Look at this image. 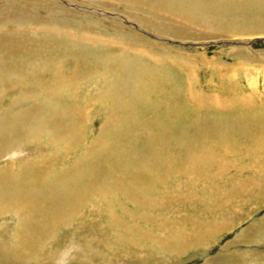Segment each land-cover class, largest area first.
Masks as SVG:
<instances>
[{
    "label": "rangeland",
    "instance_id": "rangeland-1",
    "mask_svg": "<svg viewBox=\"0 0 264 264\" xmlns=\"http://www.w3.org/2000/svg\"><path fill=\"white\" fill-rule=\"evenodd\" d=\"M131 2L0 0V19L21 15L42 21L0 23V36L13 50L0 52V180L23 189L43 185L42 194L64 182L79 191L72 208L52 215L46 232L27 248L18 229L21 215L25 219L31 210L23 201L5 204L0 198V262L19 257L14 264H206L232 255L230 264H264V150H253L247 139L231 149L202 139H217L222 122L245 117L255 123L254 116H264V34L248 35L239 40L244 52H231L228 39L216 38L222 33L194 39L166 34L156 25L160 11ZM51 23L74 32L67 39L53 34L57 27ZM242 61L251 65L243 68ZM35 66L45 73L33 72ZM226 68L238 69L234 91L220 82V69ZM134 70L154 87L138 90L130 76ZM190 76L195 98L186 92ZM253 76L258 83L249 87ZM214 96L239 98L228 110L212 102ZM178 138L184 145L177 146ZM202 150L218 163L202 161Z\"/></svg>",
    "mask_w": 264,
    "mask_h": 264
},
{
    "label": "bare ground",
    "instance_id": "bare-ground-1",
    "mask_svg": "<svg viewBox=\"0 0 264 264\" xmlns=\"http://www.w3.org/2000/svg\"><path fill=\"white\" fill-rule=\"evenodd\" d=\"M126 3H133L131 2L132 0H124ZM137 3V5L139 4H143V6L147 7L150 11H152L151 13H154V14H157V12H154V11H160V13H158V20H159V23L156 24L157 25V28L160 29L162 32H165L166 34H169V35H174V36H177V37H182L184 39H194L196 36L198 35H203L204 37L207 36V35H210V34H213V33H222L223 35L225 36H220V37H216V38H222V39H228L229 40V44L232 45V47L229 48V51H235L237 53H240L241 52H244V49H242L241 47V43L239 42V40H242L245 39L248 35L249 36H253V35H257V34H264V0H135ZM117 2V1H116ZM121 2V1H119ZM45 4V3H44ZM45 8V7H44ZM56 13V12H55ZM109 13V12H108ZM149 14V13H148ZM227 18H225V16H227ZM15 16V15H14ZM112 16V15H111ZM155 18H156V15H153ZM237 16V20H234L233 17ZM1 17V16H0ZM29 16H21V15H18V16H15V17H3L0 19V23H9L11 22L12 24L13 23H18L19 25L23 23H29V24H34V23H38V22H42L40 21V19H36L34 17H31L28 18ZM86 17V16H85ZM102 17V16H101ZM95 18V17H94ZM154 19V18H153ZM53 21V20H52ZM63 22V21H62ZM44 23V22H43ZM49 23V22H48ZM93 23V22H92ZM153 23V22H152ZM74 24V22H73ZM18 25V26H19ZM45 25V24H44ZM47 25V24H46ZM52 27H57V26H60L62 25L61 23L60 24H54V23H51V24H48V26H51ZM69 25V23H68ZM155 25V26H156ZM71 26V25H70ZM151 26V25H150ZM65 27V26H64ZM75 27V26H74ZM50 28V27H49ZM73 28V27H72ZM70 29V27H69ZM68 29V30H69ZM85 29V28H84ZM95 29V28H94ZM88 30V29H87ZM40 31V30H39ZM51 31L53 32V34H57V32H60V34L66 36V39L71 37L72 36V32H74L73 30H71L70 32L69 31H65V29H58L57 28H53L51 29ZM82 31V30H81ZM84 33V32H83ZM50 34V33H49ZM115 34V33H114ZM20 35V34H19ZM71 35V36H70ZM84 35V34H83ZM91 35V34H90ZM89 35V36H90ZM73 36H76L75 33H73ZM248 36V37H249ZM264 36V35H263ZM79 37V36H78ZM88 37V36H86ZM104 37V36H103ZM61 38V37H60ZM110 38V37H109ZM210 38V37H208ZM215 38V39H216ZM62 39V38H61ZM96 39V38H95ZM105 39V38H103ZM111 39V38H110ZM113 39H116L115 36ZM112 39V40H113ZM125 39V38H124ZM19 40V39H18ZM28 40V39H27ZM59 40V39H58ZM57 40V41H58ZM71 40V39H70ZM99 40V39H98ZM169 40V39H168ZM235 42H232L234 41ZM48 41V40H47ZM60 41V40H59ZM66 41V40H65ZM109 41V40H108ZM9 41L6 40V39H3L2 36H0V52H4V51H8L10 53V49L8 46H9ZM46 42V41H45ZM67 42V41H66ZM103 42V41H102ZM135 42V41H134ZM59 43V42H58ZM68 43V42H67ZM141 43V42H140ZM232 43V44H231ZM233 43L235 45H233ZM13 44V43H12ZM24 44V43H23ZM35 44V43H34ZM46 43H44V46ZM49 44V43H47ZM18 45L21 46V43L20 42H15L13 44L14 47H18ZM30 45V44H28ZM55 45V44H54ZM65 45V44H64ZM68 45V44H67ZM65 46V47H69L70 46ZM72 46V45H71ZM104 46V45H103ZM160 46V45H159ZM53 46L51 45V48ZM158 47V46H157ZM241 47V48H240ZM59 48V47H58ZM146 48V47H145ZM176 48V47H175ZM24 49V48H23ZM37 49V48H36ZM39 49V48H38ZM55 49V48H54ZM64 49V48H63ZM144 49V48H143ZM150 49V48H149ZM161 49V48H160ZM15 50V49H14ZM148 50V49H147ZM173 50V49H172ZM171 50V51H172ZM13 51V50H12ZM17 51V50H16ZM143 51V50H142ZM155 51V50H154ZM160 51V50H159ZM166 51V50H165ZM174 51V50H173ZM72 52V51H71ZM138 52V50H137ZM136 52V53H137ZM157 52V51H156ZM264 52V51H263ZM12 53V52H11ZM45 52H43L44 54ZM67 53V52H66ZM64 53V54H66ZM97 53V52H96ZM146 53V52H145ZM154 53V52H153ZM158 53V52H157ZM176 53V52H175ZM259 53V52H258ZM20 54V53H19ZM51 54V53H49ZM70 54V53H69ZM77 54V53H76ZM142 54V52H141ZM147 54H148V51H147ZM249 54V53H248ZM262 54V53H261ZM41 55V53H40ZM45 55H47V52L45 53ZM45 55L43 56V58L45 57ZM79 55V54H78ZM170 55V54H169ZM236 55V54H235ZM234 55V56H235ZM247 55V54H246ZM67 56V55H66ZM98 56V55H96ZM158 56V55H157ZM154 57L155 61L157 62L159 59V57ZM175 56V55H174ZM233 56V54H232ZM238 56V55H237ZM243 56V55H242ZM22 57V56H21ZM25 57V56H23ZM31 57V56H30ZM36 57V56H35ZM49 57V56H48ZM54 57V56H53ZM52 57V58H53ZM143 57V56H142ZM245 57V56H244ZM247 58H252L251 56H246ZM7 58V57H6ZM47 58V57H46ZM55 58V57H54ZM85 58V57H84ZM161 58V57H160ZM176 58V57H175ZM239 58V57H238ZM264 58V56H263ZM8 59V58H7ZM10 59V58H9ZM38 59V58H37ZM36 59V60H37ZM76 59L77 56H76ZM93 59V58H92ZM173 59V58H171ZM246 59V58H245ZM42 60V59H41ZM50 60V59H49ZM63 60V59H62ZM95 60V59H94ZM103 60V59H102ZM152 60V59H151ZM179 60V59H177ZM207 60V58H206ZM243 60V59H242ZM251 60V59H250ZM249 60V61H250ZM105 61V60H104ZM163 61V60H162ZM200 61H203V60H200ZM214 61V60H213ZM248 61V59H247ZM247 61H242V66L243 68L245 66H249L251 65L250 62H247ZM52 62V61H51ZM60 62V61H59ZM91 62V60H90ZM103 62V61H102ZM150 62V61H149ZM152 62V61H151ZM217 62V61H216ZM240 62V61H239ZM259 62V61H258ZM262 62V61H261ZM38 63V61H37ZM53 63V62H52ZM106 63V62H105ZM104 63V64H105ZM155 63V62H154ZM182 63V62H181ZM184 63V62H183ZM182 63V64H183ZM213 63V62H212ZM253 63V62H251ZM40 64V63H39ZM42 64V63H41ZM40 64V65H41ZM56 64V62H55ZM58 64V63H57ZM64 64V63H63ZM262 64V63H261ZM5 65V64H4ZM51 65V64H49ZM107 65V63H106ZM156 65V64H155ZM159 65V64H158ZM211 65V64H210ZM30 66V65H29ZM114 66V65H113ZM181 66V64L179 65ZM216 66V65H215ZM241 66V64H240ZM256 67H253V68H258L260 66L258 65H255ZM43 67V66H42ZM42 67H39V66H35L32 68V71L35 72V71H40L42 70L44 67H48V66H45L42 68ZM52 67V66H51ZM228 67V66H227ZM231 67V66H230ZM263 67V66H262ZM20 68V67H19ZM58 68V67H57ZM59 68H62L61 66ZM110 68V67H109ZM112 68V67H111ZM161 68V67H160ZM218 68V67H217ZM242 68V69H243ZM51 69V68H50ZM98 69V68H97ZM102 69V68H101ZM118 69V68H117ZM163 69V68H162ZM161 69V70H162ZM186 69V67L184 68ZM183 69V70H184ZM228 69V68H226ZM225 69V72L223 71L224 69H220L221 73L220 74V82L222 83V85H225L227 84L229 87L227 89H231V90H235L234 86H238L239 85V74L236 73L238 69H236V71L232 69H228L229 71H227ZM11 70V69H10ZM9 70V71H10ZM44 70L46 69H43V72ZM104 70V69H103ZM143 70L142 72L145 73V70L144 69H141ZM164 70V69H163ZM162 70V71H163ZM189 70V69H187ZM218 70V69H217ZM255 70V69H254ZM3 71V70H2ZM23 71V70H22ZM50 71V70H48ZM122 71V70H121ZM170 71V70H169ZM186 71V70H185ZM241 71V70H240ZM245 71V70H244ZM257 71V70H256ZM8 72V71H7ZM52 72V70H51ZM106 72V71H105ZM142 72L140 71H136L134 70V73L131 76L132 78V81L135 85V87L138 89V90H146L147 92L149 91V89L153 88L154 85L153 84H150L149 82L147 83H144L142 82ZM191 72V71H190ZM41 73V72H40ZM45 73V72H44ZM109 73V72H108ZM163 73V72H162ZM168 73V72H167ZM170 73V72H169ZM224 73V74H223ZM20 74V73H19ZM97 74V73H96ZM99 74V73H98ZM159 74V73H157ZM197 75V73H195ZM255 74V73H254ZM105 76L107 74H104ZM163 75V74H162ZM187 75V74H186ZM185 75V76H186ZM192 75H193V72H192ZM195 75V76H196ZM21 76V75H20ZM124 76V75H123ZM164 76V75H163ZM162 76V77H163ZM194 76V77H195ZM17 77V76H16ZM15 77V78H16ZM82 77V76H81ZM102 77V76H101ZM145 77V76H144ZM167 77V76H166ZM176 77V76H175ZM194 77H191L189 78L188 80V89H186L187 93L189 95H191L192 97L195 98V90H194ZM197 77V76H196ZM216 77V76H215ZM252 77V76H251ZM247 78L248 80V86L251 87V86H256L255 83L257 82V77L258 76H253V78ZM40 78V77H39ZM212 78V77H211ZM14 79V78H13ZM20 79V78H19ZM24 79V78H23ZM42 79V78H41ZM45 79V78H44ZM55 79V78H54ZM129 79V77H128ZM53 80V79H52ZM7 81V80H6ZM125 81V80H124ZM175 80H173L174 82ZM177 81V79H176ZM179 81V80H178ZM209 81V80H208ZM43 82V81H42ZM131 82V81H130ZM213 84L215 83L213 80H212ZM181 83V81H180ZM187 83V82H186ZM217 83V81H216ZM258 83V82H257ZM42 85V84H41ZM40 85V86H41ZM217 85V84H216ZM258 85V84H257ZM215 86V85H214ZM239 88V87H238ZM241 88V87H240ZM112 89V88H111ZM155 89H158V88H155ZM113 90V89H112ZM243 90V89H242ZM245 90V89H244ZM247 90V89H246ZM250 90V89H249ZM146 91L144 93H146ZM184 91V90H183ZM130 93V92H128ZM202 93V92H201ZM253 93V91H252ZM151 94V93H150ZM178 94V92H177ZM241 94V93H240ZM243 94V93H242ZM240 95V96H243V95ZM247 94V93H246ZM117 95V94H116ZM203 95V94H202ZM236 95V94H235ZM250 94H248L249 96ZM255 95V94H254ZM258 95V94H257ZM198 96V95H197ZM251 96V95H250ZM135 97V96H133ZM245 97V96H244ZM173 98V97H172ZM179 98V97H178ZM206 98V97H204ZM239 96H236V97H232L231 100L230 99H221V100H218V98L216 96H214L211 101L214 102L215 104L223 107L224 109H228V110H231L233 108V105L234 104H237L238 102V99ZM136 99V98H135ZM249 99V98H248ZM116 100V99H114ZM153 100V99H152ZM199 100V99H198ZM210 100V99H209ZM104 101V100H103ZM135 101V100H134ZM248 102V101H247ZM108 103V102H107ZM119 103V102H118ZM116 103V104H118ZM188 103V102H187ZM203 103V101H202ZM245 104L246 101L244 102ZM249 104V102H248ZM124 105V104H123ZM178 105V104H177ZM239 105H240V102H239ZM239 105L238 108H239ZM254 105V104H253ZM252 105V106H253ZM126 106V105H125ZM179 106H181L179 104ZM202 106V105H201ZM200 106V107H201ZM235 106V107H237ZM121 107V106H120ZM166 107V106H165ZM197 107V106H196ZM218 107V106H217ZM243 107V106H242ZM241 107V108H242ZM237 110H240L238 109ZM244 108V107H243ZM73 109V108H72ZM184 109V108H183ZM191 109V108H190ZM207 109V108H206ZM236 109V108H235ZM255 109V107H254ZM58 110V109H57ZM202 110V109H201ZM219 110V109H218ZM242 110V109H241ZM115 111V109H114ZM163 111V110H162ZM194 111V110H192ZM253 111V108L252 110ZM65 112V111H64ZM71 112V111H70ZM173 112V111H172ZM187 112V111H186ZM195 112V111H194ZM110 113V111H109ZM122 113V112H121ZM193 113V112H192ZM239 113V112H238ZM242 113V111H241ZM241 113L239 116H241ZM251 113V112H250ZM264 113V112H263ZM82 114V113H81ZM220 114V113H219ZM258 114V113H257ZM124 115V114H122ZM193 115V114H192ZM221 115V114H220ZM226 115V114H225ZM237 115V119H239ZM16 116V114H15ZM49 116V115H48ZM63 116V115H62ZM110 116V115H108ZM115 117V113L113 115ZM111 116V117H113ZM167 116V115H166ZM231 116V115H229ZM252 116V115H251ZM20 117V116H18ZM44 117V116H43ZM51 117V116H50ZM53 117V116H52ZM60 117V116H59ZM109 117V118H111ZM137 117V116H136ZM234 117V116H233ZM247 117H249V112L247 114ZM255 118H253V121H255V123H251V119L249 118H245L246 119L245 121L243 122H222L221 123V126L222 128H219L217 129L216 131L218 133H216V137H218L217 139H212L211 138V135H208L210 136V140H207L206 136L205 135H202V139L204 142H207V141H210L209 143H213V144H221L223 147L225 148H228V149H231L232 147L234 146H238L239 144L243 143V141H241V139H247V143L246 144H250L254 149H257V150H264V116L263 115H256L254 116ZM14 118V117H13ZM81 118V117H80ZM108 118V119H109ZM54 119V118H53ZM57 119V117H56ZM106 119V118H105ZM191 119V118H190ZM60 120V119H59ZM78 120V118H77ZM197 120V119H196ZM12 121V120H11ZM17 121V120H16ZM20 121V120H19ZM51 121V120H50ZM113 121V120H112ZM117 121V120H115ZM200 121V120H198ZM197 121V122H198ZM217 121V120H216ZM235 121V120H234ZM10 122V121H9ZM43 122V121H42ZM52 122V121H51ZM63 122V121H62ZM108 122V121H107ZM218 122V121H217ZM220 122V120H219ZM257 122V124H256ZM12 123V122H11ZM15 123V122H14ZM21 123V122H20ZM44 123V122H43ZM111 123V122H110ZM145 123V122H144ZM188 123V122H187ZM192 123V121L190 122ZM194 123V122H193ZM201 123V122H200ZM259 123V124H258ZM16 124V123H15ZM39 124V123H38ZM113 124V123H112ZM116 124V123H115ZM195 124V123H194ZM192 124V125H194ZM1 125V124H0ZM13 125V124H12ZM17 125V124H16ZM46 125V124H45ZM44 125V126H45ZM117 125V124H116ZM155 125V124H154ZM157 125V123H156ZM209 125V124H208ZM207 125V126H208ZM211 125V123H210ZM220 125V124H219ZM34 126V125H33ZM37 126V125H35ZM40 126V125H39ZM70 126V124H69ZM115 126V125H113ZM119 126V125H117ZM196 126V125H195ZM3 127V126H2ZM74 127V126H73ZM190 127V126H189ZM199 127V125H198ZM46 128V127H45ZM150 128V127H149ZM195 128V127H194ZM197 128V126H196ZM195 128V129H196ZM209 128V127H208ZM211 128V127H210ZM213 128V127H212ZM211 128V129H212ZM67 129V128H66ZM102 129V128H101ZM105 129V128H104ZM120 129V128H119ZM156 129V128H155ZM194 129V130H195ZM205 129V128H204ZM207 129V128H206ZM205 129V131H206ZM216 129V128H215ZM20 130V129H19ZM32 130V129H31ZM68 130V129H67ZM106 130V129H105ZM102 131V130H101ZM211 131V130H210ZM9 132V131H8ZM57 132V131H55ZM58 132H60L58 130ZM63 132V131H62ZM104 132V131H103ZM118 132V131H117ZM121 132V131H120ZM124 132V131H123ZM198 132V131H197ZM215 132V131H214ZM73 133V132H72ZM115 133V132H114ZM147 133V132H146ZM158 133V132H157ZM11 134V133H10ZM58 134V133H57ZM200 134V133H199ZM210 134V133H209ZM218 134V135H217ZM65 135V134H64ZM112 135V134H111ZM119 135V134H118ZM121 135V134H120ZM146 135V134H144ZM148 135V133H147ZM146 135V136H147ZM158 135V134H157ZM56 136V135H55ZM109 136V134H108ZM214 136V135H213ZM240 136V137H239ZM60 137V136H59ZM124 137V136H123ZM131 137V136H130ZM200 137V136H199ZM113 138V137H112ZM137 138V137H135ZM196 138V137H195ZM133 139V138H132ZM179 139V138H178ZM197 139V138H196ZM194 139V140H196ZM180 140V139H179ZM177 140V141H179ZM187 140V139H186ZM249 140V141H248ZM2 141V140H1ZM129 141V140H128ZM181 141V145L179 143H177L178 145L177 146H182L184 145V143L182 142L183 140H180ZM185 141V140H184ZM200 141V140H199ZM121 142V141H120ZM250 142V143H249ZM123 144V141L121 142ZM189 145V144H188ZM193 145V144H192ZM191 146V145H190ZM196 146V144H195ZM195 146H191L190 149H192L194 147L193 150H195ZM216 146V145H215ZM214 146V147H215ZM97 147V146H96ZM245 147V146H244ZM250 147V146H249ZM256 147V148H255ZM123 148V147H122ZM121 148V149H122ZM177 147H175V150H176ZM224 148V149H225ZM239 148V147H238ZM130 149V148H129ZM179 149H182L181 147ZM114 150V149H113ZM134 150V149H133ZM192 150V151H193ZM116 151V150H115ZM177 151V150H176ZM179 151V150H178ZM197 151V150H196ZM122 152V151H121ZM127 152V151H126ZM129 152V151H128ZM225 152V151H224ZM223 152V153H224ZM232 152V151H230ZM125 153V152H124ZM133 153V152H132ZM131 153V154H132ZM222 153V154H223ZM264 153V152H262ZM123 154V153H122ZM161 154V153H160ZM199 155L201 157V160L202 161H205V162H210V163H218V158H214L211 154H209L208 151L206 150H202V151H199ZM118 156V155H117ZM121 156V155H119ZM129 156V155H128ZM158 156V155H157ZM163 156V155H162ZM172 156V155H171ZM196 156V155H195ZM220 157V156H219ZM129 158V157H128ZM134 158V157H133ZM148 157L146 156V159ZM154 158V157H152ZM149 159V158H148ZM136 160V159H135ZM40 161V160H39ZM132 161V160H131ZM159 161V160H158ZM169 161V160H168ZM222 161V160H221ZM43 162V161H42ZM128 162V161H127ZM161 162V161H160ZM159 162V163H160ZM170 162V161H169ZM196 162V163H195ZM198 162H200L199 160L197 161H194V162H191L189 165H192L193 163L197 164ZM126 163V161L124 162ZM134 163V162H132ZM138 163V162H137ZM144 163V162H143ZM173 163V162H172ZM176 163V162H175ZM175 163L171 164V165H175ZM129 164V163H128ZM127 164V165H128ZM221 165V167H224L225 163H219ZM125 165V164H124ZM139 165V164H137ZM145 165V164H143ZM162 166L165 165V162H163L161 164ZM170 165V166H171ZM200 165V164H199ZM116 166V165H115ZM133 167V164L132 165H129L128 167ZM126 167V165H125ZM135 167V165H134ZM145 167V166H144ZM180 167V166H179ZM138 168V167H137ZM165 168V167H164ZM173 168V167H172ZM25 169V168H24ZM140 169V168H139ZM176 169V167H175ZM218 169V168H217ZM32 170V169H31ZM38 170V169H37ZM36 170V172H37ZM219 170V169H218ZM221 170V169H220ZM131 171V170H129ZM128 171V172H129ZM201 171V170H200ZM22 172V171H21ZM120 172V171H119ZM124 172V171H123ZM123 172H122V175H123ZM126 171V173H128ZM155 172V171H154ZM27 173V172H26ZM33 173V171L31 172H28V176H31V174ZM121 173V172H120ZM25 174V173H23ZM21 174V175H23ZM74 174V173H73ZM128 175V174H126ZM27 176V177H28ZM42 176V175H41ZM108 176V175H107ZM129 176V175H128ZM1 177V176H0ZM18 177V176H17ZM23 177H26L25 175H23ZM35 177L34 174H33V177L32 179L35 180ZM38 177V176H37ZM44 177V176H42ZM100 177V176H99ZM122 177V176H121ZM124 177V176H123ZM130 177V176H129ZM148 177V176H147ZM146 177V178H147ZM156 177V176H155ZM160 177V176H159ZM40 178V177H39ZM67 178V177H66ZM144 178V179H146ZM153 178V177H152ZM157 178V177H156ZM59 179V178H58ZM115 179V178H114ZM118 179V178H117ZM140 179V178H139ZM142 179V178H141ZM143 179V180H144ZM154 179V178H153ZM163 179V178H162ZM127 180V179H125ZM138 180V179H137ZM38 182V180H36ZM35 181V183H36ZM42 181V180H41ZM50 181V180H49ZM48 181V182H49ZM130 181V180H128ZM14 182V181H13ZM20 182V181H19ZM18 182V183H19ZM28 182V180H27ZM7 183V180H0V198H1V201L2 200H7V203L5 204H9V202L11 203H16V202H19V201H23L24 203H26V205L28 206V209L31 210V214L30 216L27 215V218H23V215H21V226L20 228L18 229V233L19 235L22 237L21 238V246L22 248H27V247H31L36 239H35V235H40V233H45L46 230H47V223H48V220L51 218L52 215H55L56 214H59V215H63L65 214L67 211H69L71 208H72V203L71 201L74 199V196L77 195L75 193H79L78 190H73L72 189V185L71 183L69 182H64V183H61V184H58L56 187H53L49 190V193H46L45 191H43V194H42V187L43 185H37V187L35 188H28L26 189L25 185V189H23L20 185L19 187L22 188L20 189L18 187L19 184H14V186L16 187H7L6 185ZM16 183V182H15ZM120 183V182H119ZM21 184V183H20ZM41 184V183H39ZM129 184V183H128ZM10 185V184H9ZM79 185V184H78ZM131 185V184H130ZM48 186V185H47ZM75 186V185H74ZM126 186V185H125ZM29 187V186H28ZM50 187V186H49ZM45 188V187H44ZM78 188V187H77ZM45 190V189H44ZM47 190V189H46ZM82 194V193H81ZM228 194V193H227ZM234 194V193H233ZM83 195V194H82ZM222 196V194H221ZM76 197V196H75ZM227 197V196H226ZM229 199V198H228ZM77 200H81V199H77ZM76 203V202H75ZM12 205V204H11ZM7 206V205H5ZM24 206V204L22 205ZM1 207V205H0ZM8 207V206H7ZM18 214V213H17ZM68 219V218H67ZM215 223V222H214ZM213 225V224H212ZM216 224H214L215 226ZM224 226V224L221 225V227ZM195 228V227H194ZM209 229V228H208ZM216 229V228H215ZM219 229V228H218ZM195 230V229H194ZM198 230V229H197ZM212 230H214V228L212 227ZM217 230V229H216ZM204 231V230H203ZM193 232V231H192ZM195 232V231H194ZM206 232V231H204ZM203 232V233H204ZM201 233V232H200ZM207 234V233H206ZM201 235V234H200ZM203 235V234H202ZM35 236V237H34ZM187 236V235H186ZM191 236V234H190ZM34 237V238H33ZM195 237V236H194ZM207 236H205L206 238ZM171 238V237H170ZM178 238V237H177ZM176 238V240H177ZM193 238V237H192ZM201 238V237H200ZM192 240V239H191ZM180 241V240H179ZM194 241H197L196 239H194ZM93 242V240H92ZM169 242V241H168ZM198 242V241H197ZM185 243H189V242H186L185 240L182 241V244L185 245ZM94 244V243H93ZM173 244V243H172ZM163 245V244H162ZM174 245V244H173ZM164 246V245H163ZM171 246V245H170ZM187 246V245H186ZM173 247V246H172ZM184 247V246H183ZM181 247V248H183ZM250 247V246H249ZM166 248V247H165ZM176 248H179L177 245H176ZM32 250V249H31ZM178 250V249H177ZM14 251L15 248H14ZM17 252V251H16ZM15 252V253H16ZM32 252V251H31ZM264 252V251H263ZM261 252V253H263ZM11 253V252H10ZM36 253V252H35ZM261 253L259 254V256L261 255ZM14 254V253H13ZM18 254V253H16ZM264 254V253H263ZM236 255V254H235ZM257 255V254H256ZM23 256V255H22ZM34 256V255H33ZM226 256V255H225ZM251 256V255H250ZM258 256V255H257ZM258 256V257H259ZM262 256V255H261ZM14 257V256H12ZM24 257V256H23ZM22 257V258H23ZM234 257V256H233ZM239 257V256H238ZM16 258H19V257H15V258H9V260H4L3 262H0V264H14V262L17 260ZM222 258V257H221ZM235 258V257H234ZM252 258V257H251ZM260 258V257H259ZM263 258H264V255H263ZM7 259V258H6ZM258 259V258H257ZM253 260V259H252ZM255 260V259H254ZM207 261V260H206ZM230 262H233V258H232V255L230 256H227V259L226 257H224L223 259H220V258H214V259H210L207 261L206 264H230ZM235 262V261H234ZM254 262V261H253ZM239 263V262H238ZM244 263V262H242Z\"/></svg>",
    "mask_w": 264,
    "mask_h": 264
}]
</instances>
